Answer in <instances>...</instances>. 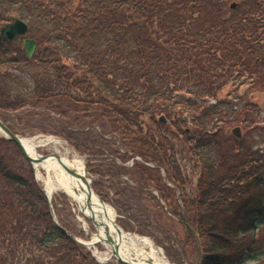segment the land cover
<instances>
[{
    "label": "trees",
    "instance_id": "trees-1",
    "mask_svg": "<svg viewBox=\"0 0 264 264\" xmlns=\"http://www.w3.org/2000/svg\"><path fill=\"white\" fill-rule=\"evenodd\" d=\"M13 18L36 50L29 58L21 40L0 37L9 130L67 142L116 223L152 238L171 263L264 264L255 236L264 227V105L255 100L264 96V0H0V27ZM243 85L248 98L237 95ZM38 108L59 127L29 126ZM68 118L112 141L85 148ZM98 148L106 157L93 156ZM144 197L149 208L130 202ZM51 204L82 237L63 220L69 199ZM0 264H100L55 226L30 162L1 135Z\"/></svg>",
    "mask_w": 264,
    "mask_h": 264
},
{
    "label": "bare ground",
    "instance_id": "bare-ground-1",
    "mask_svg": "<svg viewBox=\"0 0 264 264\" xmlns=\"http://www.w3.org/2000/svg\"><path fill=\"white\" fill-rule=\"evenodd\" d=\"M36 140V137L22 139L24 148L33 158L37 157L36 149L40 144ZM52 142L58 143L55 140ZM50 156H56L58 159L49 157L45 163L34 165L37 176L43 181L46 194L51 197L54 192L60 191L68 195L82 215V221L85 224L89 221L94 226L96 232L92 235L93 242L109 246L110 252V242H112L117 246L121 258L135 260L137 264H170L162 251L149 238L127 233L122 228L118 231L114 227L113 209L108 204L102 203L93 192L89 191L88 183L67 172L66 167L75 170L79 176L84 175V163L80 158L70 156L68 153H54ZM41 171L45 173V177L39 175ZM95 255L99 260L109 259L108 256L105 258L97 256L96 252Z\"/></svg>",
    "mask_w": 264,
    "mask_h": 264
},
{
    "label": "rangeland",
    "instance_id": "rangeland-1",
    "mask_svg": "<svg viewBox=\"0 0 264 264\" xmlns=\"http://www.w3.org/2000/svg\"><path fill=\"white\" fill-rule=\"evenodd\" d=\"M249 89L247 86H240L239 90H238V94H240L242 97L243 96H247V93H249ZM225 95V91L223 92L222 96ZM235 94H233V96H235ZM256 95V102H258V104L264 105V96L262 98V96H259V94H255ZM259 96V97H258ZM258 97V99H257ZM248 98V96H247ZM263 114H264V109L262 110ZM37 115H31L34 117H37L39 120V123L36 120H33L29 123V126H33L36 125L37 127L39 126H43L44 128L47 127L48 125H51L52 127H59L58 123L55 124V119L58 116H55L54 113H52L50 110H48L47 108H41V109H37ZM22 117V115H21ZM82 120V121H81ZM261 121L264 122V115H261ZM81 121V122H80ZM22 123H26L27 122V117L24 116L22 118ZM80 123L75 124L73 123L71 118L67 119V123L71 124L70 125V132L71 134H73V137H77L78 139L80 138V142L83 143V145L85 146V148L89 149L91 148V146H93V143H98L104 145L107 141H112V138H110L109 134H105L103 135L101 133V130L99 127H92L89 128L88 121H83V119L79 120ZM38 124H41L38 126ZM85 128V129H84ZM80 131L79 135H77V130H82ZM34 136H32L33 138L36 137V142H39L40 144H38L37 147V153L39 155H51L54 153H59V154H65L68 153L70 156H77L78 158H80L83 162H84V157L79 155L76 150H74L71 146H69V144H67L65 141H63L62 139L54 136V135H46V134H42L39 133L38 130H34ZM100 135L102 136L103 140H100ZM27 138H32V137H28ZM48 138H50L51 140H49ZM258 141H262L264 140V132H262L259 136H257L256 138ZM49 140V141H48ZM57 141L58 143L55 144L52 141ZM110 143V142H108ZM93 150V149H92ZM95 151V150H93ZM97 153L93 154L94 157L96 158H101V157H106V154L104 152H102L103 150L98 148L96 149ZM88 155V154H87ZM117 164L120 163L119 160H116ZM125 165H132V160H129L127 162H125ZM42 177H45V173L43 171L40 172L39 174ZM35 176H37V173L35 172ZM127 178V177H125ZM42 186H43V181L38 177L35 178ZM56 194H63L60 191H56L52 194V196L56 195ZM145 199L142 200L141 202H138L137 200H130V202H132L133 205H137L136 203H138L141 207L143 208H149V206H151L150 204H152L147 197H144ZM69 199V198H68ZM128 199H130V196L128 197ZM63 216V220L65 223H67V225L71 228H74L77 231H81L82 233V237H77L78 240L82 241V242H90L92 239V235L96 232L94 226L92 225V223H89V221L85 224L82 220V215L79 213V210L77 208V206L72 202V200L69 199V209L65 210V212L62 213ZM130 233V232H127ZM138 236L141 237H147L149 238L153 243H155L152 238L145 236V235H139L136 234ZM155 235L158 238L163 239V237L158 234L155 233ZM255 236L257 238V240H259L260 244L263 245L261 248H264V227H261L256 233ZM156 246V245H155ZM159 249L162 250V248L160 246H156ZM91 251L93 253V256L95 257V259L98 261H110V249L109 246H106L105 244H98L95 245L94 247L91 248ZM95 252L98 254L97 256H101L102 258H105L106 256L109 257V259H105V260H99L96 255ZM162 252L164 253V251L162 250ZM259 255H261L262 260L264 262V249L262 250V252L259 253ZM134 257V256H132ZM254 261H252L251 263L248 264H253Z\"/></svg>",
    "mask_w": 264,
    "mask_h": 264
},
{
    "label": "water",
    "instance_id": "water-1",
    "mask_svg": "<svg viewBox=\"0 0 264 264\" xmlns=\"http://www.w3.org/2000/svg\"><path fill=\"white\" fill-rule=\"evenodd\" d=\"M235 4H232L231 7H234ZM27 31H28V27L26 25L25 22H23L22 20L20 19H17V18H14L11 22L7 23L5 26H3L1 29H0V36L5 39V40H12L16 37H24V43H23V48L25 50V53L26 55L31 58L34 53H35V49H36V43L32 40V39H29V38H26V34H27ZM159 121L160 122H164V123H167V121L165 120L164 116H160L159 118ZM185 119H187L185 117ZM0 133L2 136H4L6 139L8 140H11L13 141L21 150L23 156L32 164L33 168L35 167L34 165L35 164H42V163H45V161L49 158V157H56V156H47V155H37V157L33 158L32 156H30L28 154V152L26 151V149L24 148L23 144H22V138L14 133H12L5 124H3V122L0 120ZM232 134L234 136H236L237 138H240L241 137V132H240V129L238 127H235L233 130H232ZM58 159V157H56ZM66 170L69 174L71 175H74V176H78L82 179L83 182L85 183H88V189L90 192H93L96 197L102 202L104 203L100 198L99 196L93 191L92 189V186H91V181L89 180L88 178V172H87V169H86V166L84 165V175L83 176H79L77 174V172L71 168H68L66 167ZM44 193L48 199V202L50 203L51 202V197H48L47 194H46V190L44 189ZM105 204V203H104ZM114 211V215H115V219H114V227H116V229L118 231H120V227L117 226V224L115 223V220L116 218L118 217L117 216V213L116 211L114 210L113 207H111ZM50 213L52 215V218L55 222V225L60 229L62 230L64 233H66L67 235L71 236L64 228H62L58 222H57V219L53 213V209L50 205ZM84 245H86L88 248H91L93 244H97V243H100V242H89V243H83V242H80ZM111 244V255L112 257L119 263H122V264H137V261L135 260H126V259H123L120 257L119 255V252H118V248L116 245H114L112 242H110Z\"/></svg>",
    "mask_w": 264,
    "mask_h": 264
}]
</instances>
